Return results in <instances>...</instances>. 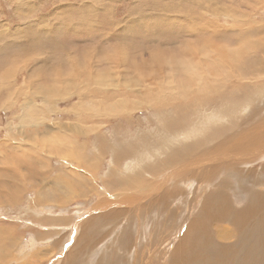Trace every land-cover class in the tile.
Segmentation results:
<instances>
[{"label": "rangeland", "instance_id": "1", "mask_svg": "<svg viewBox=\"0 0 264 264\" xmlns=\"http://www.w3.org/2000/svg\"><path fill=\"white\" fill-rule=\"evenodd\" d=\"M263 116L264 0H0V264H125L128 232L143 264L165 238L168 264L201 202L153 203L136 225L102 217L104 201L115 208L138 179L172 181L174 166ZM262 156L236 166L264 172ZM222 172L200 195L217 186L234 214L256 208L262 185L249 199ZM229 219L211 235L240 242ZM263 232L244 237L258 245Z\"/></svg>", "mask_w": 264, "mask_h": 264}, {"label": "bare ground", "instance_id": "2", "mask_svg": "<svg viewBox=\"0 0 264 264\" xmlns=\"http://www.w3.org/2000/svg\"><path fill=\"white\" fill-rule=\"evenodd\" d=\"M215 117H218V115ZM263 119L264 116L260 120H258L259 122L261 121V123L256 122L252 124L253 126L248 121L246 126L242 128L239 127L238 129H235V131L231 130L232 131L231 136H226L225 137L226 141L224 142L217 141L216 139L215 144L209 150L207 149L206 152L202 154H198L197 157L194 159V162L190 160H186L184 162L177 164L176 166L173 167L175 168V170H174V175L172 176L173 177L172 181L167 180L164 182L165 183L164 185L160 184L159 182L156 183L155 180H154L155 183L153 182L152 185L144 184L141 179H138V181L136 182L128 183L120 186V190H122L125 193V191L128 190L129 186L132 187L133 184L134 185L136 184L134 187H136L137 189L142 188V190H139L141 194L134 193V191H132L131 193L137 194L138 196H128V195H124V193L123 194L118 193L119 198H117L118 201L116 199L117 205H115L116 206L115 208L114 205L111 206L114 203V201L113 203H110V201L108 202L107 200L104 201V203L102 202L103 207L109 208L108 210L103 211L102 217L112 218V216L115 215L118 216L125 212L122 218H125L127 224L129 222V214H131L138 219L136 225H140V224L143 225V223H141L142 222L141 216L144 217V215L146 214L145 210L147 207L150 208L152 206H155L153 205V203L157 204L159 201H161V203L162 202L165 203L163 208L168 210V212H170L171 210L176 211L177 209H179V212H181L183 208L180 207L178 208L176 206H174L171 210L170 208L172 207V204H174L177 201L176 199L179 198L182 201L184 200L182 198L186 196L184 200L185 202H187L186 212H188V210L192 211L193 203L197 201L201 202L202 208L200 210L199 217H194L192 219L185 218L188 221L186 227L187 231L182 237H180V241L176 244L173 251L170 253L169 250V252L167 253L165 258L168 259V264H264V251H259L260 248L264 247V237L261 238L259 237L260 242L258 243V245L257 244L253 245L251 242H248V239L246 237H244L245 235L248 236L249 238L252 232H254V229L257 231L259 230V227L264 228V194L257 193L255 195V198L253 199L260 204V205H256L255 201H254L255 202L254 205L252 204L257 209L251 206L246 211L244 209L243 212L236 215L234 214V212L236 211H234L232 205V197L230 193H228V195L221 193L218 187L215 186L214 193L210 195L208 194L209 196L207 195V197L203 198V195L202 196L200 195L201 192L198 191L201 184L214 180L215 177L218 176V173L222 171H223L222 173L224 174L226 173V171L231 172L232 174L230 173L227 174L235 175V178H237L238 176V180H237L238 183L236 182L237 186L232 187V190H234L232 192L235 194L236 193L241 194L242 192H247L250 195L248 198L252 199L253 196L251 195V193H252V189L254 191L253 187L262 185L261 190L264 191V172L262 171V169L251 168L248 170H244L245 172H242V170H240V168L236 166V164L238 165L240 164L243 165L244 167L245 166L244 161L254 162L257 161L258 156L263 155L262 157H264V122H262ZM188 135L189 134L187 130L184 133V135H182L183 140L186 139ZM173 146L175 145L173 144L172 148ZM131 168L132 170L134 169L133 167ZM233 172L235 174H233ZM228 183L227 182L224 183L226 189L228 187ZM155 184H159V185L155 186ZM194 194H198V196L192 199L194 197ZM170 201H172L171 204ZM245 201H249V200H245ZM158 206L161 207V205ZM257 206L260 207L258 208ZM140 212H142L141 216L139 215ZM231 213L233 214L231 215ZM230 216H232L231 219H229ZM253 217H257L258 221L251 222V220H253ZM233 218L234 221L232 222L236 223L237 226L236 233L238 234V238L240 236V242L237 239L236 240L231 239L232 241L231 240L227 241V239L215 240L211 235V231H213V227H215L214 225L216 223L218 224V222L220 223L222 220L225 221L229 219L231 221ZM144 220L145 223L149 221V215L148 216L146 215L144 217ZM183 221L184 219L181 221V224L183 223ZM181 224L179 223V228L178 229L175 228L170 233V235L175 237V234L178 233L179 230L181 229ZM162 233H164V230ZM224 233L227 234L225 230ZM131 234L132 233L130 232L125 234L124 237L126 238L123 239L121 245L125 249L126 253L129 249L130 250L133 249L131 251L133 252L135 251V253L131 254L130 257H129L130 254H126V256L124 255V259L122 260V262L125 264L126 263L139 264V261L140 263L144 261L142 259L143 257L141 258L140 256L141 250L139 251V249H141L139 248L141 245L138 246L137 242L134 243L135 239L133 238L134 237L133 234L132 235ZM262 235H264V232ZM164 236H166V234ZM160 238L161 237L159 235V240L157 242V247L155 252L149 256L150 259L148 260V262L145 261L147 262V264H163L161 263V259L163 258L165 253H163V256H161L160 260L157 254L159 255L161 254V251L158 250V247L161 245L160 242L162 243L164 242L165 238L162 239L161 241ZM152 244L153 242L150 245ZM242 245H243V249L240 250L242 248ZM82 246L85 245L83 244ZM137 247L138 250L136 251ZM146 248H148V246Z\"/></svg>", "mask_w": 264, "mask_h": 264}]
</instances>
